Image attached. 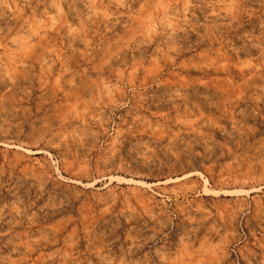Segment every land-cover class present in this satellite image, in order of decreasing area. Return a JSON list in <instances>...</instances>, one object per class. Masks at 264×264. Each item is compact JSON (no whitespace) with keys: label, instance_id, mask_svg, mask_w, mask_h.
<instances>
[{"label":"rangeland","instance_id":"374dc122","mask_svg":"<svg viewBox=\"0 0 264 264\" xmlns=\"http://www.w3.org/2000/svg\"><path fill=\"white\" fill-rule=\"evenodd\" d=\"M0 264H264V0H0Z\"/></svg>","mask_w":264,"mask_h":264}]
</instances>
